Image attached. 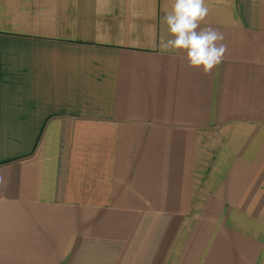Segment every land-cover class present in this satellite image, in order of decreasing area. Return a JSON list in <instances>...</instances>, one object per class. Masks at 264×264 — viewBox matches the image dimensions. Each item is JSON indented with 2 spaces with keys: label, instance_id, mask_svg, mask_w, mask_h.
Returning <instances> with one entry per match:
<instances>
[{
  "label": "crops",
  "instance_id": "obj_1",
  "mask_svg": "<svg viewBox=\"0 0 264 264\" xmlns=\"http://www.w3.org/2000/svg\"><path fill=\"white\" fill-rule=\"evenodd\" d=\"M170 2L0 0V264H264V0L211 76Z\"/></svg>",
  "mask_w": 264,
  "mask_h": 264
},
{
  "label": "clouds",
  "instance_id": "obj_2",
  "mask_svg": "<svg viewBox=\"0 0 264 264\" xmlns=\"http://www.w3.org/2000/svg\"><path fill=\"white\" fill-rule=\"evenodd\" d=\"M209 14L206 0H171L161 23L167 26L168 36H160L153 50L175 53L189 69L211 76L225 57L227 45L224 34L209 26L201 27ZM3 178L0 177V180Z\"/></svg>",
  "mask_w": 264,
  "mask_h": 264
}]
</instances>
